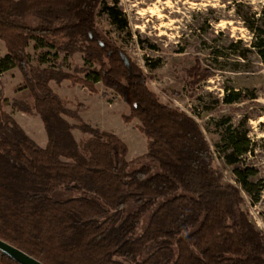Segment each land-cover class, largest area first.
<instances>
[{"label": "trees", "instance_id": "obj_1", "mask_svg": "<svg viewBox=\"0 0 264 264\" xmlns=\"http://www.w3.org/2000/svg\"><path fill=\"white\" fill-rule=\"evenodd\" d=\"M102 6L103 0H0L6 48L0 60V240L42 264H264V233L242 194L254 198L260 184L258 169L244 165L248 138L231 134L225 141L222 159L236 184L228 183L197 120L164 104L145 71L100 32ZM245 21L264 63V4L260 17ZM52 52L56 60L82 55L85 76L66 72L63 62L43 67ZM12 69L33 98V104L14 99L12 106L41 119L45 147L4 109L1 75ZM214 75L196 58L188 84ZM64 81L93 93L100 83L117 94L129 107L124 121L140 123L146 153L127 160L123 140L82 120L83 106L71 111L51 87ZM237 101V95L223 99ZM76 129L84 140H76ZM57 191L71 197L57 199ZM0 264L18 263L0 252Z\"/></svg>", "mask_w": 264, "mask_h": 264}, {"label": "rangeland", "instance_id": "obj_2", "mask_svg": "<svg viewBox=\"0 0 264 264\" xmlns=\"http://www.w3.org/2000/svg\"><path fill=\"white\" fill-rule=\"evenodd\" d=\"M264 0H103L97 21L100 32L128 58L140 66L149 77V86L160 100L185 111L200 124L211 145L216 164L223 170L225 181L236 184L232 167L222 156L227 152L225 141L231 134L246 135L250 142L246 167L259 171L255 200L242 191L244 208L251 221L264 233V63L253 48V34L246 21L251 14L261 16ZM106 8H112L113 14ZM32 63L37 62L33 43L28 48ZM43 67H55L63 62L66 72L84 77L82 55L56 60L55 53ZM6 55L0 41V60ZM200 58L204 67L214 71V77L190 86L188 71ZM4 109L40 147L47 144L41 119L27 115L12 106L14 99L33 104L22 75L12 69L1 75ZM53 91L66 101L86 123L117 135L128 147L127 160L146 153L147 141L139 130L140 123L124 121L129 107L113 91L102 84L96 92L80 84L64 81L51 83ZM237 95L239 101L225 104L224 97ZM77 124L73 118H67ZM77 141L85 136L74 130ZM57 199H68L65 191L54 193Z\"/></svg>", "mask_w": 264, "mask_h": 264}, {"label": "water", "instance_id": "obj_3", "mask_svg": "<svg viewBox=\"0 0 264 264\" xmlns=\"http://www.w3.org/2000/svg\"><path fill=\"white\" fill-rule=\"evenodd\" d=\"M125 64L128 66V60H125ZM0 252L7 255L9 258L17 262L18 264H42L31 256L27 255L23 251L16 247L0 240Z\"/></svg>", "mask_w": 264, "mask_h": 264}]
</instances>
